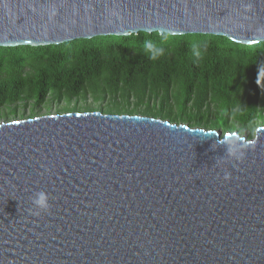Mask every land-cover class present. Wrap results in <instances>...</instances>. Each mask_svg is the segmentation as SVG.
I'll use <instances>...</instances> for the list:
<instances>
[{
	"label": "water",
	"instance_id": "95a60500",
	"mask_svg": "<svg viewBox=\"0 0 264 264\" xmlns=\"http://www.w3.org/2000/svg\"><path fill=\"white\" fill-rule=\"evenodd\" d=\"M139 32L257 44L264 0H0V47ZM0 264H264V125L249 140L102 111L0 123Z\"/></svg>",
	"mask_w": 264,
	"mask_h": 264
},
{
	"label": "trees",
	"instance_id": "16d2710c",
	"mask_svg": "<svg viewBox=\"0 0 264 264\" xmlns=\"http://www.w3.org/2000/svg\"><path fill=\"white\" fill-rule=\"evenodd\" d=\"M102 111L254 138L264 125V41L139 32L0 47V118ZM27 111L29 113H27Z\"/></svg>",
	"mask_w": 264,
	"mask_h": 264
},
{
	"label": "clouds",
	"instance_id": "9594fccd",
	"mask_svg": "<svg viewBox=\"0 0 264 264\" xmlns=\"http://www.w3.org/2000/svg\"><path fill=\"white\" fill-rule=\"evenodd\" d=\"M47 199V194L44 191L39 190L33 193L32 203L39 210H47L49 206L47 203ZM36 214L39 215V212H37Z\"/></svg>",
	"mask_w": 264,
	"mask_h": 264
},
{
	"label": "rangeland",
	"instance_id": "374dc122",
	"mask_svg": "<svg viewBox=\"0 0 264 264\" xmlns=\"http://www.w3.org/2000/svg\"><path fill=\"white\" fill-rule=\"evenodd\" d=\"M56 105L55 106H53L52 107V109H44V110H42V113H45V115H48V114H56L57 112H56ZM27 113H29L28 111H27ZM12 120H16V119H10V120H6V119H4V118H0V123H2V122H9V121H12ZM260 126V125H259ZM243 136H247V134L246 133H244L243 134Z\"/></svg>",
	"mask_w": 264,
	"mask_h": 264
}]
</instances>
